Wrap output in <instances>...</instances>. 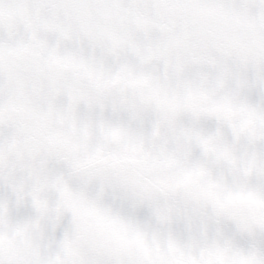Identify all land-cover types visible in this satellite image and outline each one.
<instances>
[{
  "label": "clouds",
  "instance_id": "9594fccd",
  "mask_svg": "<svg viewBox=\"0 0 264 264\" xmlns=\"http://www.w3.org/2000/svg\"><path fill=\"white\" fill-rule=\"evenodd\" d=\"M100 231L264 264V0H0V264H80Z\"/></svg>",
  "mask_w": 264,
  "mask_h": 264
},
{
  "label": "snow or ice",
  "instance_id": "6c2138e0",
  "mask_svg": "<svg viewBox=\"0 0 264 264\" xmlns=\"http://www.w3.org/2000/svg\"><path fill=\"white\" fill-rule=\"evenodd\" d=\"M113 135H116L113 133ZM103 163H111L116 165L119 161L115 159H102ZM132 185L141 183L140 176L128 177ZM140 199H147L150 196V191L146 187L136 193ZM234 201H252L253 194L251 192H238L234 197H230ZM232 216L236 220L237 226L244 230L250 227L247 213L237 206L232 210ZM134 240L128 239L117 232L100 231L91 236L89 245L92 254L80 262V264H156L155 257L145 252L143 255H133L131 246Z\"/></svg>",
  "mask_w": 264,
  "mask_h": 264
}]
</instances>
